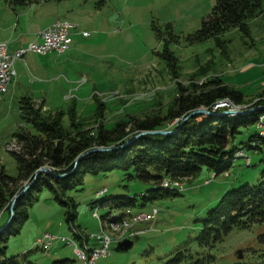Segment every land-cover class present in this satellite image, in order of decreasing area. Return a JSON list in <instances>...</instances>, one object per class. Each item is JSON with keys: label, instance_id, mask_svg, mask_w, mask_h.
<instances>
[{"label": "rangeland", "instance_id": "obj_1", "mask_svg": "<svg viewBox=\"0 0 264 264\" xmlns=\"http://www.w3.org/2000/svg\"><path fill=\"white\" fill-rule=\"evenodd\" d=\"M31 3L0 0V40L11 43L13 36L18 38L22 33L34 38L57 20L78 24L72 30L78 33H71L69 48L60 54L29 52L26 62L16 64L14 89L9 85L8 92L0 97V162L12 175L18 174L13 151L20 148L15 132L38 131L23 115L21 99L25 97L32 99L45 119L59 118L71 134L80 130L93 134L100 127L111 128L117 122L129 129L135 124V117L163 116L177 97L208 87L210 81L222 78L245 60L256 65L248 72H240L237 78L242 82L252 79L253 88L260 82L254 77L264 70L259 65V54L250 52L253 55L249 58L246 54L253 42L252 26L264 25V17L252 22L264 14V0L261 10L247 19L249 33L233 26L217 37L203 40H196L194 33L216 0H49L30 7ZM85 31L90 33L84 34ZM232 73L235 78L236 73ZM255 92L251 90L245 94L247 101L237 104L252 110L254 101H264V93L254 95ZM210 109L220 111L213 106ZM260 126L258 121L241 128L233 145L242 149L236 152L228 170L217 173L204 167L193 176H168L184 184L186 188L179 192L159 189L161 195L145 199L143 194L151 197V189L158 185L134 170L118 168L99 173L86 171L82 183L66 190L57 183L56 190L47 184L32 187L21 204L27 216L20 230L8 232L0 246H5L6 256L19 261L56 264V260L68 258L69 264H84L70 241H81L73 233L87 237L101 230V216L113 242L110 254L100 257L96 264H259L264 260L263 222L234 226L207 245L201 244L198 236L209 210L227 190L258 183L262 177L264 142L259 143L261 149L251 147V135L259 134ZM103 189L107 190L103 193ZM109 195L136 197V205L128 211L130 218L154 206L159 212L151 220L121 227L111 225L109 217L102 216L110 211L109 206L94 202ZM70 210L77 212L71 228L67 221ZM122 210L113 208L111 213L119 215ZM7 216L8 212L0 214V223ZM124 216L128 217L123 214L115 219L123 221ZM140 228L147 230L134 236L131 249L115 250L118 237H128ZM45 232L66 239L54 240L44 248L38 239ZM96 243V239H89L90 246ZM239 249H243V258L237 255Z\"/></svg>", "mask_w": 264, "mask_h": 264}, {"label": "trees", "instance_id": "obj_2", "mask_svg": "<svg viewBox=\"0 0 264 264\" xmlns=\"http://www.w3.org/2000/svg\"><path fill=\"white\" fill-rule=\"evenodd\" d=\"M40 0H12L17 4H27ZM49 1V0H44ZM262 0H216L208 16L204 17L200 28L194 33L196 40L217 37L233 26H239L245 33H249L247 19L261 10ZM230 97L236 103L247 101L242 91L224 83L222 78L213 79L208 87L198 92H188L176 98L174 105L163 116L147 115L143 118L135 117V124L129 126L117 122L113 127H100L90 134L83 130L71 134L65 129L59 118L45 119L35 107L30 97L21 99L23 115L31 121L36 133L28 130L15 132L17 136L18 151H13L18 164V174L8 173L0 162V214L8 212V216L0 223V243L8 238L9 232L17 233L20 230L26 212L21 208L27 191L37 185L47 184L56 190L55 183L60 189L66 190L76 187L83 182L86 171L99 173L111 169L134 170L141 178L152 181L156 188L151 189L153 195L145 199L156 198L161 195L159 189L179 192L180 190L163 186V180L193 176L204 167L217 173L228 170L236 158V152L241 147L233 145V140L243 126L258 123L259 116L264 112L262 98L252 104L253 109L248 112L236 114L221 113V109L214 114L197 113L182 124V119L191 111L199 107L213 106L214 102ZM245 107V106H244ZM243 107V108H244ZM242 108V109H243ZM177 119L172 125L168 122ZM167 121V123H166ZM169 127L177 129L174 133L166 135L160 133H147L137 137L128 145L120 149L97 151L86 154L75 167V160L81 153L97 146H111L125 142L136 133L146 129ZM261 127V126H260ZM251 135L254 141L251 147L261 149L259 143L264 142V136ZM15 143V145H17ZM17 147V146H16ZM48 164L54 172H41L35 181L18 197L15 202L13 219L6 225L11 215L12 198L24 188L25 181H31L35 172L43 165ZM67 172L64 176L57 173ZM57 198L61 200L60 196ZM107 204L110 211L103 218L110 220L120 217L112 215L111 209L119 210L136 205L135 196L109 195L94 202ZM67 221L73 227L77 216L76 210L67 212ZM257 222L264 223V168L258 183H244L227 190L218 204L209 210L205 226L198 236L201 244H209L219 239L223 233L234 226H249ZM81 238L82 233H73ZM264 238V234L262 236ZM135 239V237H134ZM70 259L56 260V264H69ZM0 264H35L31 261H19L16 257L5 255V246H0ZM236 264H243L238 262ZM264 264V260L259 263Z\"/></svg>", "mask_w": 264, "mask_h": 264}, {"label": "built area", "instance_id": "obj_3", "mask_svg": "<svg viewBox=\"0 0 264 264\" xmlns=\"http://www.w3.org/2000/svg\"><path fill=\"white\" fill-rule=\"evenodd\" d=\"M63 23H68V22H64L62 20H57L55 22V24H58V31H51V25L48 26L47 30L40 31L38 33L40 40H32V41H29L27 44H23L22 49L15 50V54L13 57H6V49L8 48V43L7 42L0 43V89L2 86V82H7L8 78H13V76H16V74L18 73L14 66L17 53L36 52L40 54H48V53L55 52V53L60 54L69 47V43L71 41V36H70L71 31L72 29H75V28H73V25H71V31H61V24ZM89 33L90 32L88 31L84 32V34H89ZM222 106H228V101H222V103H218V105L213 107V109L222 108ZM261 127H262V130H264V125H261ZM163 182H167V177L163 180ZM122 212H123L122 216L123 214L128 216V208L123 209ZM158 212H159V208L157 206H154L150 211L136 212V218H141L142 221L151 220L154 217H156ZM113 220L122 221V219L121 220L113 219ZM124 220H132V219H128V217H125ZM146 230L147 228L146 229L140 228L138 230H135V232H132L131 237H134L138 235L139 233L146 232ZM96 235L98 236V252H97L95 259H87L86 241H84V248H77L74 246L75 252L78 254L79 258L84 262V264L85 263H95L96 264L97 260L100 257L107 256L111 252L110 246L113 241L102 239V233L100 232V229L96 232ZM64 237L65 236H59L56 234H52L50 232H45L43 237H40L38 239V243L44 248H46L54 240L64 239Z\"/></svg>", "mask_w": 264, "mask_h": 264}, {"label": "bare ground", "instance_id": "obj_4", "mask_svg": "<svg viewBox=\"0 0 264 264\" xmlns=\"http://www.w3.org/2000/svg\"><path fill=\"white\" fill-rule=\"evenodd\" d=\"M62 21L68 22V23L61 24V31H71V25H73V28L78 27V24H76L74 22H69V20H62ZM47 29H48V27L43 29V30H47ZM51 31H58V24L51 25ZM6 42L8 43V48L6 49V57H13L14 54H15V50H20V49L23 48V45L22 46L20 45V47L18 46V47L14 48V49H11L9 41L0 40V43H6ZM25 54L26 53H17L16 54V60L23 58L25 56ZM14 77L15 76H13V78ZM13 78H8L7 82H2L0 93H4V92H6L8 90V87H9L10 83L12 82ZM222 101H228V106H222V108H219V110H221V109L222 110L225 109L224 111L233 110V114H236L237 112H239V110H241L244 107L243 105L242 106L238 105L230 97H225V98H222V99H219V100L215 101L213 107L217 106L218 103H222ZM259 117H260L259 118L260 125H264V112ZM261 133H262L261 135L264 136V130L261 129ZM13 145L15 147L17 146V145H15V143ZM163 186L170 187V188H175V189H178V190H182L184 188V187H182V186H184L183 183H181L179 180H174L173 178H167V182H163ZM104 190H107V189H103V193H104ZM95 215H98V213L95 212ZM119 215L122 216V212ZM99 218H100V222H101V225H102V229L100 230V232L102 233V239L112 241L113 237L106 232L105 227L103 225L102 217L100 216ZM128 219H132V220H123V221H114L113 219L112 220L109 219V220L111 222V225L112 224H117V226H119V227L124 226V225L125 226L126 225H132L133 223L138 222V221L141 220V218H136V215H133L131 218L128 216ZM132 232H135V230L131 231L129 233V235H127V236L131 237L132 236ZM90 238H94V239H96L98 241V236L95 233H92L91 235H88L87 237L82 236L80 238L81 241L79 243L76 240H73V241H70V244H74V246L77 247V248H84V241H86V256H87V259H95L96 255H97V252H98V243H96V245H94V246H90V244H89V239ZM64 239H66V237H64ZM117 239L121 240L122 236L118 237ZM119 240H117V241H119ZM85 264H95V263H85Z\"/></svg>", "mask_w": 264, "mask_h": 264}, {"label": "crops", "instance_id": "obj_5", "mask_svg": "<svg viewBox=\"0 0 264 264\" xmlns=\"http://www.w3.org/2000/svg\"><path fill=\"white\" fill-rule=\"evenodd\" d=\"M44 3H45V1H43V2H32L30 4V7L33 4L41 5V4H44ZM261 17H264V14L255 17V19L252 22H255L256 20H260ZM57 19H60V18H57ZM69 22H71V21H69ZM256 25L257 24L254 23V25L251 28L252 36H250V37L253 39V42L251 43L250 47L246 51L247 52L246 54H248L247 58L252 57L251 55H253V54H251L250 52H254L256 54H259V56H258L259 57V60H258L259 61V65L264 67V25H262V26H260L258 28H256ZM255 28H256V30H255ZM72 30H74V29H72ZM73 32H74V34L78 33L77 31H71V33H73ZM32 40H40L39 34L37 33L34 38H30L27 34H23V33L20 34L18 36V38L13 36L12 37V42L9 43L10 44V48L14 49V48H16L18 46L20 47V45L22 46L23 44H27L29 41H32ZM254 47H255V49H254ZM27 54L28 53H26L25 56ZM25 56L23 58L17 59L15 61V63H14L15 67H16V64L18 62H22V61L26 62ZM254 58H257V57H254ZM254 65H256L255 62L247 63L246 60H245L244 63L242 62L241 65H238L234 69H232L233 70L232 72L236 73V77L235 78H234V75H233L232 72H230V73L227 72L226 74L222 75L224 83H226V84H228L230 86H233L236 89H239L240 91H242L244 96H245V94L248 95L247 93L251 92V90H255L256 91L254 95H258V94L264 93V70H263V73H261V75H260V73H257L256 76L254 77V78H260V82L259 83H257L258 80L255 81V83H257L255 85V88H253L251 86L252 83H254L252 81V79L242 82V81L239 80V78H237L240 75L239 74L240 72H242V71L248 72L249 69L253 68ZM251 74H253V72ZM228 78H230L231 80H229ZM261 78H262V80H261ZM15 82H16V79L12 80V82L10 83V85L12 86V89H14V87H15ZM6 92H8V91H6ZM0 94H2V95H0V97H1V96L5 95V92L4 93H0ZM245 97H248V96H245Z\"/></svg>", "mask_w": 264, "mask_h": 264}, {"label": "water", "instance_id": "obj_6", "mask_svg": "<svg viewBox=\"0 0 264 264\" xmlns=\"http://www.w3.org/2000/svg\"><path fill=\"white\" fill-rule=\"evenodd\" d=\"M262 108H264V105L261 106ZM231 110H226L225 112H221V113H230ZM242 112H248V109H241ZM197 113H203V114H214L216 112H214L213 110L207 108V107H199L193 111H191L187 116H185L182 119L181 124L187 120L189 117L197 114ZM177 129H173V128H169V127H163V128H156V129H146L143 131H140L138 133H136L135 135H133L131 138H129L128 140H126L125 142L121 143V144H117V145H111V146H97V147H93L83 153H81L80 155L77 156L76 160H75V167H77L79 165L80 160L88 153H92V152H97V151H104V150H113V149H120L123 148L124 146L128 145L129 143H131L133 140H135L137 137L143 135V134H147V133H160V134H172L176 131ZM54 172L53 168L48 165L45 164L43 166H41L34 174V177L31 181H28L27 185H25V187L19 191L13 200V203L11 205V215L8 219V221L5 223L4 226H6L14 217L15 212H14V207H15V202L18 199V197L35 181V179L37 178V176L41 173V172ZM67 172H61V173H57L58 176H64ZM135 244V239L132 237H124L123 239L119 240L116 245H115V250L116 251H127L129 249H131L133 247V245ZM237 255L239 258H243L244 257V252L243 249H239L237 251Z\"/></svg>", "mask_w": 264, "mask_h": 264}]
</instances>
